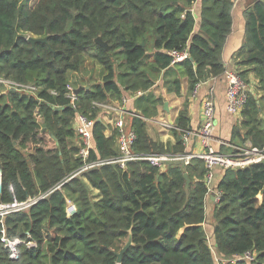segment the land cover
<instances>
[{
	"label": "trees",
	"instance_id": "1",
	"mask_svg": "<svg viewBox=\"0 0 264 264\" xmlns=\"http://www.w3.org/2000/svg\"><path fill=\"white\" fill-rule=\"evenodd\" d=\"M236 1L0 0V76L40 88L36 96L0 92V206L37 199L0 217V264H117L129 231L132 245L120 264H216L203 227L204 163L159 168L137 160L121 169L114 163L116 132L105 137L94 103L120 102L123 92L147 93L159 77L176 95L183 78L191 93L199 83L220 77ZM244 17L246 39L235 72L255 93L249 92L229 145L261 147L264 2L257 1ZM29 37L47 41L32 48ZM97 38L110 49L96 44ZM171 51L189 57L171 65ZM87 65L99 66L98 81L71 86L70 75L85 72ZM249 75L256 80L253 86ZM67 86L88 90L72 105ZM52 90L57 95H50ZM77 114L94 122L87 163L98 166L75 175L84 164L74 130ZM129 125L136 135L133 153L141 157L183 153L182 138L192 132L186 101L170 131L173 145L149 138L138 115ZM215 189L221 193L212 215L217 252L227 261L251 252L255 264H264V164L222 172ZM66 200L76 209L70 217ZM3 236L19 241L16 259Z\"/></svg>",
	"mask_w": 264,
	"mask_h": 264
},
{
	"label": "built area",
	"instance_id": "2",
	"mask_svg": "<svg viewBox=\"0 0 264 264\" xmlns=\"http://www.w3.org/2000/svg\"><path fill=\"white\" fill-rule=\"evenodd\" d=\"M169 55L172 57L171 65L180 63L185 59H188V53L186 51L176 52L171 51ZM224 79L226 82V92L225 100L226 106L225 110L228 115L231 116H240L241 111L243 110L248 94L250 92L251 86L245 83L235 71H226L223 73ZM213 78L212 80H215ZM199 83L192 94H196ZM0 87L8 91H14L26 95L36 96L40 91V88L33 84H23L16 82L9 78H4L0 76ZM50 95H57L55 91H49ZM136 96H141L143 92L134 93ZM66 97L70 100L73 105L77 100V96L74 94V89L71 86L66 87ZM126 100L121 99L119 103L107 102L104 104H95L96 107L100 109L101 113L110 115V123L114 127L116 132V141L118 148V156L114 163H117L121 169H125V165L131 161L137 160H146L153 166L162 168L164 164L171 162H179L182 166H189L192 161L200 160L204 163L206 173L204 176V183L207 189V196L213 197L214 203L220 201L221 193L215 189V175L214 170L220 169L221 172L226 170H243L253 165L264 164V145L261 147L253 146L250 142L244 143L242 146L229 145L231 152L229 153H218L212 145V136L215 129V116H216V106L214 95L212 91H209L202 102V116H203V125L201 129L196 133H187L182 138L185 145L189 141L191 136H196L199 139V144L201 147L200 151L196 152H187L174 154V155H161V156H150V157H141L133 153L132 147L136 139L135 132L130 128L129 123L123 116L125 113L124 104ZM38 111L34 112V116L37 117ZM100 119V117H99ZM158 124L165 131H171L175 129L173 123L165 120H161ZM94 122L89 120L83 114H77L74 120V130L80 138L81 146L78 156L83 161V166L75 175H78L82 172L87 171L98 165L93 163H87L88 152L92 148V130ZM40 198H45L41 196ZM36 198H29L24 203H13L8 205L0 206V217L4 218L8 214L18 211L25 210L34 203H36ZM66 215L68 217L72 216L75 212V206L68 200H66ZM1 241L6 247L10 249V258H17V249L16 246L19 244L17 239L8 240L3 236ZM33 246L34 244H29ZM215 263L225 264L226 262L234 263L236 261H245L249 264H255V255L251 252H247L242 256H239L236 259H230L225 261H219L214 258Z\"/></svg>",
	"mask_w": 264,
	"mask_h": 264
},
{
	"label": "crops",
	"instance_id": "3",
	"mask_svg": "<svg viewBox=\"0 0 264 264\" xmlns=\"http://www.w3.org/2000/svg\"><path fill=\"white\" fill-rule=\"evenodd\" d=\"M257 1L259 0H237L233 5L231 13V31L226 39L221 55L225 66L224 72L235 71L237 68V63H239L242 59L241 53L246 39V21L244 13ZM260 1L264 2V0ZM193 8H195V5ZM248 80L252 86L256 83V80H254L252 75H249ZM209 91L213 92L216 106V116L214 122L215 129L212 136V145L214 149H221L224 152L225 150H228L229 144L232 143L231 137L233 130L237 128L240 116H231L226 113V82L223 74L215 80L202 82L199 85L195 95L192 94V92L188 93L187 81L185 78L182 79L181 92L179 95H176L169 85H165L161 81L160 77L148 90V92L142 94L141 96H136L135 94H131L129 92H123L122 99L126 100L124 104L125 113L123 116L127 122L130 123V117L138 115L139 118L145 121L146 133L149 138H151L153 141L163 144L173 145L175 143V137L173 136L172 132L162 129L158 122L165 120L175 125L178 112L181 109L183 103L186 101L192 133L198 132L201 129L204 120L202 116L201 105L203 99ZM250 91L255 93L254 87H251ZM5 93L6 92H2L4 95ZM109 102L119 103V101H115L113 99H111ZM165 103H167L168 110L164 109ZM36 120L38 122L42 121L39 114L37 115ZM100 121L105 126V137L110 138L114 132V127L110 123V115L101 113ZM185 150L187 152L200 151L201 147L199 144V139L196 136H191L187 142V145H185ZM221 174L222 172L220 169L214 170L215 185L218 182ZM258 198L260 199L261 197L258 196ZM215 204L216 203H214V201L211 199V196H208L205 202L206 220L203 227L207 235L209 245L211 246L214 258L221 262L225 261V259L217 252L214 246V222L212 215Z\"/></svg>",
	"mask_w": 264,
	"mask_h": 264
},
{
	"label": "water",
	"instance_id": "4",
	"mask_svg": "<svg viewBox=\"0 0 264 264\" xmlns=\"http://www.w3.org/2000/svg\"><path fill=\"white\" fill-rule=\"evenodd\" d=\"M28 42L31 44L32 48H34L36 43H46L47 38H35V37H29ZM95 43L98 44L99 46H101L104 50H109L110 47L103 42L100 38H97L95 40ZM143 45V44H142ZM84 90H88V87H79L77 89L74 90V94L77 96L79 95L82 91ZM54 108V107H53ZM55 109V108H54ZM164 109L168 110V106L167 103L164 104ZM98 122H100V119H98ZM184 179H185V188L187 189L189 186V179L188 176L186 174H184ZM211 199L213 200V197H211ZM132 245V241H131V237H130V231H129V238L126 242V244L124 245V247L121 249V251L116 254V258H117V264H120L121 262V258L123 256V254L127 251V249Z\"/></svg>",
	"mask_w": 264,
	"mask_h": 264
},
{
	"label": "rangeland",
	"instance_id": "5",
	"mask_svg": "<svg viewBox=\"0 0 264 264\" xmlns=\"http://www.w3.org/2000/svg\"><path fill=\"white\" fill-rule=\"evenodd\" d=\"M20 1L23 2L24 0H20ZM87 63H91V61H87ZM99 71H100L99 66L95 65L92 67L91 65H87L85 72L70 75V80H71L70 84H71V86L75 87L79 84L90 83L91 81L89 79H91L92 81H98ZM85 87H88V86H85ZM7 91L8 90H5L4 88L0 87V92H7ZM231 139H232V137H231ZM238 142H241V141H239V140L236 141V143H238ZM217 151L220 154L224 153L221 149L217 150ZM225 153H226V151H225ZM96 196H97V193L93 192V197H96Z\"/></svg>",
	"mask_w": 264,
	"mask_h": 264
}]
</instances>
